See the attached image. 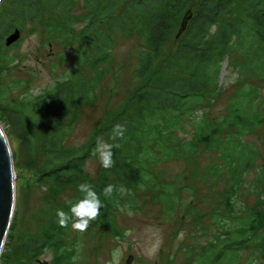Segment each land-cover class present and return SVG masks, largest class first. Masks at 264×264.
<instances>
[{"label": "trees", "instance_id": "16d2710c", "mask_svg": "<svg viewBox=\"0 0 264 264\" xmlns=\"http://www.w3.org/2000/svg\"><path fill=\"white\" fill-rule=\"evenodd\" d=\"M82 2L77 14L73 12L79 8L78 0H12L0 9V26L5 33L13 28L23 31L27 23L40 24L52 37L69 35L77 44L76 64L64 79L56 81L52 88L33 100L14 104V122L24 130V138L31 149L34 152L39 149L43 156L40 168L44 177L57 185L76 189L82 183L91 184L103 205L100 214L106 219L112 203L102 194L108 185L106 174L101 182H95L86 176L84 165L93 157L97 137L103 134L111 137L112 128L121 124L127 131L123 139H112L113 144L120 146L112 149L114 166L104 170L113 172L124 184L157 185L152 167L158 160L155 147H159L165 157H184L205 145L219 148L223 161V164L210 165V170L222 172L226 169L232 178L231 192L239 190L242 173L254 164L261 152L240 137L264 124V111L259 110L255 101L257 86L236 88L229 101V110L218 119L201 113L194 125L193 138L178 147H175L174 131L182 127L183 118L200 108L210 89H216L214 95L219 94L224 61L237 69L238 77L251 71L264 79V0ZM189 11L192 15L186 29L178 36ZM130 20L144 31L145 47L137 67L139 85L116 113H108L103 118L104 127L97 129L90 140L79 146L66 145L65 135L73 128L72 113L92 99L93 86L107 75L114 33L127 28ZM77 24L82 26L77 28ZM170 44L177 47L172 50L168 47ZM9 63L8 58L0 55V75L8 69ZM135 105L142 109L136 112ZM225 132H229L228 137H224ZM260 185L263 197L259 204L263 205L264 170ZM78 197L79 201L83 193L79 191ZM228 201L231 202V196ZM69 209L62 210L69 212ZM56 214L50 217L52 226L45 228V235L27 242L26 245L30 244L28 253L32 256L51 247L60 249L62 240H58L57 235L66 227L59 226ZM246 220L247 228L240 226L232 234L251 232L246 239L255 236L263 226L264 214L253 209ZM230 248L219 250L214 259L223 261L225 252L239 251L242 242H233ZM212 249L213 245L209 244L208 255ZM65 258V254L59 253L55 263L62 264Z\"/></svg>", "mask_w": 264, "mask_h": 264}, {"label": "rangeland", "instance_id": "374dc122", "mask_svg": "<svg viewBox=\"0 0 264 264\" xmlns=\"http://www.w3.org/2000/svg\"><path fill=\"white\" fill-rule=\"evenodd\" d=\"M11 1L2 0L0 9ZM78 1L75 14L83 3ZM76 26L80 28L82 24ZM141 28L130 20L127 28L114 33L108 73L93 86L92 99L72 113L73 128L65 135L66 145L79 146L90 140L97 129L104 127L103 118L116 113L139 85L137 67L145 47ZM13 31L14 28L5 33L0 26V55L10 61L0 75V127L9 141L16 174L15 210L0 264H56L59 253L67 257L62 264H126L129 255L134 256L132 264H264V223L250 239L246 238L251 232L232 234L240 226L247 228L246 218L253 209L264 214V204H259L263 197L260 176L264 170V124L240 136L261 152L242 173L239 190L234 193L229 172H212L209 168L223 164L216 146H201L184 157H165L155 147L158 160L152 167L157 185L128 186L113 172L106 173L96 156L89 158L84 165L86 176L101 182L106 174L108 185L114 186L108 216L103 219L100 214L84 232L72 230L70 223L57 235L62 240L60 249L51 247L34 256L28 253L27 242L45 235V228L52 226L50 217L76 203L79 191L44 177L40 168L43 156L39 149H31L24 130L14 122V104L33 100L64 79L76 64L77 44L69 35L52 37L40 24L27 23L21 38L7 46L5 39ZM168 47L174 50L177 45ZM238 75L235 67L223 62L219 94L214 95L216 89H210L200 108L183 118L182 127L174 131L175 147L193 138L201 113L211 119L225 114L231 96L242 85L258 87L255 101L264 111V79L251 71ZM133 109L139 112L142 108L135 105ZM228 135L224 133V137ZM102 137L112 143L110 136ZM238 241L242 242L239 251H226L224 262L214 259L219 250L231 249V243ZM209 244L213 249L208 255Z\"/></svg>", "mask_w": 264, "mask_h": 264}, {"label": "clouds", "instance_id": "9594fccd", "mask_svg": "<svg viewBox=\"0 0 264 264\" xmlns=\"http://www.w3.org/2000/svg\"><path fill=\"white\" fill-rule=\"evenodd\" d=\"M127 131L124 125L116 124L111 130V139H123ZM119 144L106 142L103 137H97L96 146L92 150V155L96 156L100 165L104 169H111L114 166L113 148H118ZM78 190L83 193V197L76 203H72L69 212L57 210V223L60 227H67L71 222V228L74 231L84 232L89 224L96 220L103 207L99 195L89 183L78 185ZM114 191L113 185H107L103 188L102 194L107 199Z\"/></svg>", "mask_w": 264, "mask_h": 264}, {"label": "water", "instance_id": "95a60500", "mask_svg": "<svg viewBox=\"0 0 264 264\" xmlns=\"http://www.w3.org/2000/svg\"><path fill=\"white\" fill-rule=\"evenodd\" d=\"M2 0H0V3ZM192 12L183 18L178 36L186 29ZM22 36L20 28H15L5 39V44L11 46ZM16 200V174L14 171L13 155L6 133L0 127V259L4 251L7 235L12 223ZM133 255H129L126 264H132ZM42 263V262H41ZM42 264H47L43 262Z\"/></svg>", "mask_w": 264, "mask_h": 264}]
</instances>
